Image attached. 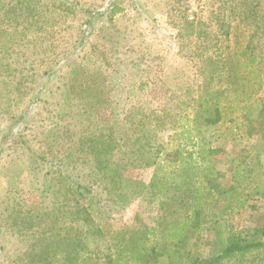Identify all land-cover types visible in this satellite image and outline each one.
<instances>
[{
    "label": "rangeland",
    "instance_id": "obj_1",
    "mask_svg": "<svg viewBox=\"0 0 264 264\" xmlns=\"http://www.w3.org/2000/svg\"><path fill=\"white\" fill-rule=\"evenodd\" d=\"M7 1L0 10V264L104 257L136 214L156 223L189 167L176 151L185 144L198 150L192 144L201 139L209 155L203 161L195 152L190 167L205 194L176 264L214 258L230 234L264 242V0L202 7L187 0ZM114 5L120 9L108 14ZM246 48L256 57V78H234L222 98L237 102L255 84L252 114L228 110L201 125L200 137L193 123L175 128V113L193 114L179 102L203 92L208 57H222L238 74L251 54ZM75 77L91 85L86 94L71 92ZM232 80L224 73L208 86ZM156 264L170 263L161 255ZM218 264H264V246Z\"/></svg>",
    "mask_w": 264,
    "mask_h": 264
},
{
    "label": "trees",
    "instance_id": "obj_2",
    "mask_svg": "<svg viewBox=\"0 0 264 264\" xmlns=\"http://www.w3.org/2000/svg\"><path fill=\"white\" fill-rule=\"evenodd\" d=\"M7 2V0H0V10L7 8ZM116 8L117 6L114 5L108 14L112 15ZM108 18L110 21L112 20L111 16ZM246 53H251L248 48L243 52V54ZM221 59L222 57H208L207 64L202 67V74L205 76L203 92H199L198 95L193 97L190 101L185 100L179 102L180 105L178 107L180 109L185 105V109L183 110L187 111L191 106L193 114L189 116L185 113L180 119L175 113V116L171 118V124L174 125L175 128H181L182 131H185L189 128L191 123H193L198 131L196 132V136L200 137L202 133L201 125H214L218 123L226 118L224 113L228 112V110L232 113L234 109H240L245 115L252 114V110L254 109L249 103L257 91L255 89V84H253L254 88H252L253 86L247 87V92H244V99L237 97V102L225 101L222 95L234 86V78L239 76H245L248 79L249 77L251 79L256 78V70L253 67V62L256 60V57L251 53L247 57L248 61L244 66L245 68L238 74H232V70L230 71L226 66L221 65ZM247 66L250 68H247ZM224 73H227L229 77L233 79L229 86L222 88L221 82H219L220 87L208 86V84L211 85L214 81H221L224 77ZM77 81L78 78L75 77V82L70 84L69 88L75 95L82 96L83 93H87L91 85L87 83L78 85L76 84ZM257 85L259 89L261 85ZM236 90L239 92L242 91L239 88ZM97 99L98 98H96V100ZM239 100L241 101L238 102ZM225 104H227L226 107L224 106ZM162 112L168 111L164 109ZM183 118H185L184 122H182ZM160 119H162V116ZM228 119L232 121L233 117H229ZM206 143L204 139H201L192 144L193 146L198 145V150H188L185 144L176 151V154H179L181 159V164L187 163L189 167L183 170L184 177L175 181V196H172L170 201L167 200V203L161 205L163 213L154 225L144 222L142 216L136 214L132 226L127 230L121 231L114 237L115 241L107 247L104 257H102V255L98 256V253L89 252L87 255L83 256V264H156L161 255L167 256L170 264H176V261L181 258V252L188 245L187 243L191 236L189 225L193 223V217L201 210L197 202L200 201L205 194L201 191V187L196 185L198 177H196L197 174L194 172V168L190 167V164L192 162L191 160L194 159L195 152L203 161L207 158L209 151L205 148ZM177 169L178 167H175V175L179 173ZM151 184L153 187H158V184L154 180L151 181ZM84 187L86 189L87 186ZM155 190L159 191L158 189ZM86 191L89 193L91 199L96 198L91 188L87 187ZM193 205H195V207H193ZM170 216L171 218H169ZM174 217L175 219H173ZM94 231L102 232L99 230ZM80 234L81 236L87 235L88 228L82 229ZM262 246H264V242H249L246 239L239 238L236 234H230L227 235L225 239L221 240V245L219 246L220 253L217 256L214 258H199L197 263L200 261L198 264H218L223 258L232 257L247 250ZM84 252L87 253L88 251L85 250ZM100 257L103 258L105 262H98ZM129 258L131 261H129ZM91 260H93V262H90ZM54 264H57V262Z\"/></svg>",
    "mask_w": 264,
    "mask_h": 264
},
{
    "label": "built area",
    "instance_id": "obj_3",
    "mask_svg": "<svg viewBox=\"0 0 264 264\" xmlns=\"http://www.w3.org/2000/svg\"><path fill=\"white\" fill-rule=\"evenodd\" d=\"M187 1L191 2L192 4H198L202 7L203 6L202 4H204L206 0H187ZM196 11H197L196 7L190 8L187 12V17L193 20L196 17V13H197Z\"/></svg>",
    "mask_w": 264,
    "mask_h": 264
}]
</instances>
